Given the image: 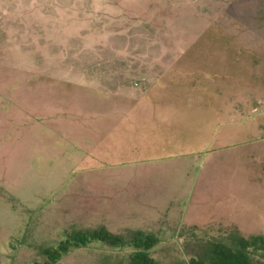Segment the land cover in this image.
<instances>
[{
    "label": "rangeland",
    "instance_id": "obj_1",
    "mask_svg": "<svg viewBox=\"0 0 264 264\" xmlns=\"http://www.w3.org/2000/svg\"><path fill=\"white\" fill-rule=\"evenodd\" d=\"M156 122L175 139L135 140ZM101 228L123 242L54 264L264 237V0H0V264Z\"/></svg>",
    "mask_w": 264,
    "mask_h": 264
},
{
    "label": "trees",
    "instance_id": "obj_2",
    "mask_svg": "<svg viewBox=\"0 0 264 264\" xmlns=\"http://www.w3.org/2000/svg\"><path fill=\"white\" fill-rule=\"evenodd\" d=\"M93 239L103 240L111 245L123 242L121 237L103 228L88 233H78L73 241H61L54 247L47 248L44 251L43 263L54 264L70 247L84 246ZM156 242L154 235L137 232L129 241L132 246L129 254L130 263L158 264L148 253ZM188 264H264V237L262 235L249 238L237 236L230 243L211 240L195 256L190 257Z\"/></svg>",
    "mask_w": 264,
    "mask_h": 264
},
{
    "label": "crops",
    "instance_id": "obj_3",
    "mask_svg": "<svg viewBox=\"0 0 264 264\" xmlns=\"http://www.w3.org/2000/svg\"><path fill=\"white\" fill-rule=\"evenodd\" d=\"M175 102V101H174ZM176 103V102H175ZM164 104H168V103H164ZM164 106V105H163ZM162 106V108H165V109H169L170 108V106H164L163 107ZM172 106V105H171ZM176 107H178V104L176 105ZM169 113V112H168ZM161 120H162V122H163V120L164 119H162L161 118ZM168 120V119H167ZM164 121H166V120H164ZM158 123H161V122H156L154 125H148V124H145L146 126H144L145 127V130L144 131H142V133H140L139 134V137L137 138V139H135V140H139V141H141L142 142V144L144 143V141H146V146L147 145H152V144H149L150 142H156V143H154L152 146H153V148H156L157 146H158V144H157V142H160V141H163V140H169V139H175L173 136H171V134H168V133H160V132H158ZM164 123V122H163ZM168 122H166V123H164V125L165 124H167ZM115 140H113V139H111L110 138V136L109 135H107L106 136V138H99L98 137V139H97V141H99V142H104V147H103V145H101V144H97V146H96V151L97 152H101L102 150H106V151H113V152H115V151H117L116 150V148H115V146H114V144H111V143H113L112 141H116V139H117V137L116 138H114ZM133 141V140H132ZM104 148V149H103ZM101 149V150H100ZM95 151V150H94ZM119 152H121V151H119ZM99 188V187H98ZM97 197L99 198V199H103V200H105V202L106 201H109L110 203H113V204H115L116 206H120V207H123V209H124V211L126 212V213H128V211H129V209H128V207L127 206H125V205H130V206H132L133 205V203H130L129 201H127V200H120L119 198L121 197H117L116 198V194H108V193H101V192H99L98 191V193H97ZM129 197V196H128ZM121 199H123V198H121ZM106 204V203H105ZM108 205V204H107Z\"/></svg>",
    "mask_w": 264,
    "mask_h": 264
}]
</instances>
